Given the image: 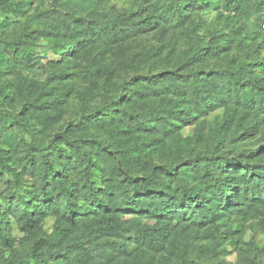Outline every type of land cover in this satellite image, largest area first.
<instances>
[{
  "label": "trees",
  "instance_id": "16d2710c",
  "mask_svg": "<svg viewBox=\"0 0 264 264\" xmlns=\"http://www.w3.org/2000/svg\"><path fill=\"white\" fill-rule=\"evenodd\" d=\"M54 1L65 7L75 4L90 17L111 2ZM141 1L148 3L149 12L143 13L142 8L109 19L103 14L99 16L104 19H62L64 35L51 46L64 59L67 55L78 57L94 45L110 46L151 31L164 34L193 26V47L182 55H169L174 65L181 62L187 67L184 75L170 73L163 80L154 78L137 85L134 78L125 83L126 93L90 117L91 127L110 134L117 158L92 145L91 153L82 156L86 174L76 181L61 166L78 152L73 146L66 149L57 142L48 147L37 140L32 122L21 124L3 110L8 92H2L0 138L10 126L18 132H9L0 141L1 167L22 186L20 171L9 165L8 159L19 134L31 165L35 159L44 168L43 175L38 170L29 173L38 176L40 190L29 184L17 197L9 195L12 201L0 207V252L9 254L5 264H197L194 254L209 256L222 245L224 234L234 239L237 233L231 231L232 222L244 227L256 220V226L264 231L263 148L243 150L237 156L209 148L214 141L240 144L264 130V0ZM212 2H218L219 19L229 33L217 29L203 46L200 19L195 15ZM0 7L6 15L23 12L21 4L10 0H0ZM50 18L44 12L33 24ZM3 22L0 20V28ZM32 34L26 30L23 38ZM247 41H251L249 46ZM19 45H0V66L17 60L27 67L38 64L39 57L19 50ZM247 47L253 48V58L250 53L229 56L232 49L240 52ZM210 60L225 65L208 67ZM66 74H54V78L61 80ZM26 89L32 90L23 85L18 91ZM53 89L42 91L53 97ZM46 105L48 102L36 115L43 131L60 118V113L47 114ZM220 110L223 116L209 124L208 135L205 124L200 123L192 136L183 137L185 127ZM120 144L125 145L124 151ZM187 146L200 149L192 161L153 166L159 154L178 158ZM203 146L208 149L202 151ZM119 175L124 176L121 182ZM4 192L6 187L2 189L0 183V194ZM49 220L53 222L51 234L45 232ZM221 222L227 226L224 233ZM15 226L23 233L20 240L11 235ZM200 239L210 240L211 246L198 245ZM255 256L264 260V245Z\"/></svg>",
  "mask_w": 264,
  "mask_h": 264
},
{
  "label": "rangeland",
  "instance_id": "374dc122",
  "mask_svg": "<svg viewBox=\"0 0 264 264\" xmlns=\"http://www.w3.org/2000/svg\"><path fill=\"white\" fill-rule=\"evenodd\" d=\"M10 1L13 4H21L23 12L18 15H6L0 7V20L4 21V27L0 28V45L5 47V44L20 43L19 50L32 52L39 57V60L35 67H27L18 60L5 67L0 66L3 72V76L0 77V99L3 98L2 92L4 90L8 92V95L3 99L5 102L3 110L10 114L14 121L18 120L21 124L26 121L32 122L34 124L32 133H35L36 139L42 141L45 146L50 147L52 143L57 142L66 149L73 146V150L77 151L78 154L74 153L66 158L61 167L64 168L63 172L79 181L86 174V163L82 156L84 152L86 154L91 153L92 145H99L103 153L111 157L117 158L119 154L111 146L114 141L109 139L110 134L91 127L90 117L117 95L126 93L125 83L134 78L137 80L133 84L137 85L141 82L147 83L154 78L163 80L170 73L184 75L187 72V67L181 65V62L174 65L169 60V55H182L193 47L195 43L192 32L193 26H187L185 29H170L164 34L151 31L137 38L110 46L94 45L84 49L78 57L67 55L64 59H60L51 46L53 41H58L64 35L65 30L60 28L63 24L62 19L83 18L92 20L97 17L104 19L99 16L101 14L109 19L126 11L138 12L142 8L145 9L143 13H147L150 9L148 3L141 0H111L107 6L90 17L89 12L80 11L75 4L65 7L54 0ZM217 4L218 2H212V5L210 4L207 9L199 11L195 15V19H200L198 31L203 46L209 43L217 29L223 28L225 33H229L228 29H225L223 21L219 19L221 10L217 9ZM44 12L48 13L51 18L43 23L33 24V19H39ZM26 30L33 31V34L23 38ZM250 42L247 41L248 46L251 44ZM252 50L253 48L247 47L238 52L234 48L229 56L250 53L251 58H253L255 54ZM8 57L11 59L10 54ZM214 63L225 65L219 60H210L206 65L210 67ZM64 72L67 74L61 80L54 78V74ZM23 85H29L32 90L29 92L26 89L23 93L19 92V87ZM50 87L54 88L53 97L45 96L42 91V89ZM54 100H58V103L53 104ZM45 102H48L46 105L47 114L60 113V118L57 124L50 127L49 130L43 131L37 123L36 115L41 111L39 107ZM115 107L118 108V105H114ZM223 113V110H220L198 119L195 124L187 126L181 131L183 137L192 136L196 126L200 123L205 124L204 133L208 135L209 124H214L216 120L222 118ZM9 132L16 135L18 130H15L14 126H10L8 131L2 132L0 141L9 136ZM63 135L67 136L68 139H65ZM17 137L15 150L13 154L8 156V159L9 165L20 171L22 186L17 185L0 164V183L2 189L6 187V192L3 195L0 194V207L12 201L9 199V195L17 197L29 184L35 185L40 190L38 176H30L29 173L36 174L38 170L43 175L44 168L35 159L33 161L34 166L31 165L32 162L27 157V149L23 141L20 140L19 134ZM120 146L119 149L124 151L125 145L120 144ZM203 147L202 151L208 149L205 148L206 146ZM213 147L220 148L217 150L218 153H228V155L234 156L243 150L263 148L261 152L264 157V130L240 144L235 145L226 141L218 144V141H214L212 146H209L211 151L216 150ZM198 153H200V149L187 146L184 154L178 158L175 154H159L154 158L153 166L159 168L171 161H178V163L192 161ZM136 173H140L139 170H136ZM121 179H124V176L119 175V182ZM1 213L2 211H0V215ZM52 225L51 220L46 222V233L51 234ZM220 225L221 232L224 233L227 226L223 222ZM231 231L237 233L234 236L236 241L224 234L222 245L209 256L193 255L197 264H264L263 259L255 256L256 250L264 245V231L256 226V220L248 222L244 227L237 222H232ZM11 235L19 240L23 238V233L18 226L14 227ZM240 235H242L241 239ZM210 242L206 239L197 241L198 245L201 246H211ZM8 255V253L2 255L0 252V264H5ZM177 264H185V262Z\"/></svg>",
  "mask_w": 264,
  "mask_h": 264
}]
</instances>
